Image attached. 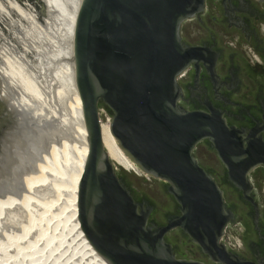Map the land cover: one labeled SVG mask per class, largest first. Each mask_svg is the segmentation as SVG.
Wrapping results in <instances>:
<instances>
[{
	"label": "water",
	"instance_id": "obj_1",
	"mask_svg": "<svg viewBox=\"0 0 264 264\" xmlns=\"http://www.w3.org/2000/svg\"><path fill=\"white\" fill-rule=\"evenodd\" d=\"M69 47L87 153L77 219L97 255L264 264V0H80ZM101 108L150 182L110 159Z\"/></svg>",
	"mask_w": 264,
	"mask_h": 264
},
{
	"label": "rangeland",
	"instance_id": "obj_2",
	"mask_svg": "<svg viewBox=\"0 0 264 264\" xmlns=\"http://www.w3.org/2000/svg\"><path fill=\"white\" fill-rule=\"evenodd\" d=\"M44 2L46 3V0H44ZM58 2L60 3H58L59 5L57 8L61 15L60 17L61 19L59 21H54L50 15H48V17L45 16L44 9L42 8L38 0H0V9H1L0 52H2L0 53V61H1L0 63V99H1L0 126H6V125L12 126L13 123H15L16 121L18 122V120L16 119L17 117H14L15 116L14 110H12L17 106L16 108L18 109L15 108V111L20 110V113L23 112L21 114L19 113L20 115L19 114L17 115L18 118L22 117L19 120V123L21 124L20 126H24L25 123L28 125V122L35 124V121L37 120L39 121V123L37 124V128H42L34 131H32V128L30 129L31 133L28 138L29 141L28 150L30 152L28 151L29 154L28 159L27 156H25L24 154L26 151L25 147L23 146V144H20L26 141L27 138L24 139V137H27V135L23 136L22 134H20L17 135L18 137L16 136L17 138L15 139V145L17 143L18 146L21 148V150L16 145L14 146L16 148L12 149L13 151L12 150L9 151L10 154L8 153V151H5L4 153V155L6 156L5 160L2 157L3 155L2 149L6 147L7 143L3 144V146L4 145L5 146L2 147L0 151L1 153L0 179L5 175V173L9 169L8 163L12 162L14 165L16 164L15 167L13 166L14 168L13 167L11 168V170L14 169L12 171L13 173L16 171L15 174L11 172L9 174L11 175V177L7 176L6 179L4 178L5 179L4 183L0 181V199H1L0 203L5 199L9 200L7 201L8 203H5V205L3 204L2 206H0V249L4 248L3 251L0 252L3 254L4 250L6 252V248H7V252L4 254L11 259L9 260L8 264L10 263L12 264V261L13 264L24 263L25 256L23 257L22 252L19 253V251L21 250L19 248L17 249V246L20 243L19 241L20 238L18 237H25L26 234H28V232L29 234L34 233L38 228L39 229L41 228L40 229L41 231L45 230V228H47L48 226L49 227L47 229H49V232L50 231L52 232V230L54 229V231H57L58 234L60 231V227L68 225L67 223L69 222H67L68 221L67 219L70 212L69 211L70 206L67 205V202L65 200L67 196L71 194V189L74 188L77 184L76 181L77 179L76 178L74 179V176L68 179L66 176L68 175L69 172L75 171L76 164L74 162L75 157L73 153V147L79 143L78 142L79 137L75 132L76 128L74 129V127L77 126L78 121L77 119H75L76 118L75 113L67 107V101L69 100L71 94L70 92L71 89H69L70 88L69 85L72 84L71 82L69 84V80H70L69 44H70V33L72 28L71 15L73 13V10L76 8L78 1L58 0ZM12 7H17V8L21 7V9L25 11V13L27 12L26 13L27 16L30 14L31 16L29 15V17L33 21H35L36 24L34 26L35 28L30 26V23H28L27 21H24L25 19L24 20L21 19L22 17L20 16V14H18L16 10L12 9ZM48 14H49V9H48ZM26 24H28L32 28V30L35 31V35L32 37H25V39L23 40L22 33L25 27L28 26ZM38 35L41 38L39 37L36 38V36ZM26 45H28V47ZM7 60L9 61L7 62ZM16 61H18V63L20 64L16 63ZM9 62H11L10 65ZM19 66L21 67L19 68ZM18 70L20 72L22 71L25 72L26 70L25 73L22 72V74L24 75L26 73L27 74L32 73L31 75L30 74L28 75H30L32 79H33L32 77L33 75L34 80L35 81L37 80L39 86H41V88H43L44 90L42 100L30 105V107L32 106V108L34 106V109L36 108L37 111L36 109L34 110L30 107L27 108L24 107L25 110L21 108L25 106L23 101H25V99L27 98L26 93L24 94V91L22 89L21 91H19L20 94L19 93L17 95L15 94L16 97L14 95L15 98L13 99L10 98V100L8 99L9 96L13 97L14 94L13 92L10 93V89L8 87V84L14 85L12 81L9 80L10 77H12L11 72ZM4 73L6 75V78L8 75H10L8 76L9 77L8 79L5 80L4 78L5 81L3 80ZM67 80L68 83L66 82ZM63 83L64 84L66 83L67 85L65 84L66 85L65 86L63 85ZM8 89L9 91H7ZM6 92L7 93L9 92L10 95L8 96L9 93L7 94ZM17 97L18 100H16ZM19 98L21 99L20 101ZM16 101H18V105L16 104L17 103ZM20 104H22L23 106L21 105L20 107L19 106ZM11 105H14L15 107H12ZM41 108H43L47 114L44 113L43 109ZM38 109H40V111ZM100 110L104 117V121H101V123H107L110 120V117L103 108H101ZM74 120H76V123L74 122ZM7 121L11 122V124H9ZM33 124L31 125L35 126ZM71 132L74 134H72ZM21 135L23 136L22 139H24L22 141L20 139ZM31 140H33L32 141L33 144L31 143ZM3 143H5V141H3ZM29 143L32 144V146H30ZM22 149L25 151H22ZM17 153L19 154V159L21 157L22 158L24 157V159L21 158L22 162L21 159L19 162L17 161L18 159ZM8 154L10 157L8 156ZM43 162L44 164L42 165ZM15 168L17 169L15 170ZM38 169L42 174L41 175L39 173L41 178H39V180L37 181H33L32 183H29V179H30L29 175L31 176V174L35 173ZM143 176L144 174L138 177L150 182V178L147 179ZM5 193L9 194L11 197L8 195V197H10L8 198L7 196H5L6 195ZM44 198H45L44 200L45 202L43 203L44 206H41V203L43 201L42 199ZM63 200L66 202V205H64L65 202ZM36 204L40 206H37ZM21 205L23 207L25 206L24 208L28 209V211L26 209L22 210ZM36 209L39 210V214H37V216L35 213L37 211ZM27 212L30 216L31 214L33 216L32 219L25 221L27 215L26 216L24 215ZM44 213L46 215L47 214L50 215L49 220L45 218L46 222L49 221L47 224L45 223L44 220L42 221V223H39L38 216H41ZM34 214L36 217H34ZM21 222L24 223L22 229L20 230ZM43 222L46 225H44ZM38 223L40 227H36L38 226L37 225ZM41 224H43V227L41 226ZM68 233L64 234L63 239L60 236L56 235L54 236V238H50L48 242L45 243L46 245H42L41 250L45 248L47 249V252L49 249L51 251L48 252V255H50L49 264H51L52 262H54V264H92L91 261H88L89 260L88 258H86L85 260L83 259L84 252L80 248V245L77 244V240L75 239V236L70 232ZM9 234L11 235L9 236ZM5 235L6 236L8 235L9 237L11 236L14 237L9 238L7 236L9 238L8 239ZM5 239L6 241H4ZM9 240L15 241L14 246H16L15 249L17 250H14V252H12L13 248H11V242L9 243ZM41 250L38 252L37 255L39 258H40L39 253H41ZM9 252H11L12 255ZM19 254H21L22 256L21 255L19 256ZM42 254H43V250H42ZM1 258L2 257H0V262L2 261Z\"/></svg>",
	"mask_w": 264,
	"mask_h": 264
},
{
	"label": "bare ground",
	"instance_id": "obj_3",
	"mask_svg": "<svg viewBox=\"0 0 264 264\" xmlns=\"http://www.w3.org/2000/svg\"><path fill=\"white\" fill-rule=\"evenodd\" d=\"M78 1V3H77V5H76V8L73 10V13H72V17H71V23H72V28H71V33H70V38L72 37V31H73V28H74V25H75V20H76V16H77V13H78V9H79V3H80V0H77ZM58 3H60V2H58V0H46V4L48 5V8H47V11H48V9H49V14L48 15H50L51 17H52V19L54 20V21H59L61 18V15H60V13H59V10H58ZM15 6V5H14ZM8 8H10V7H8ZM25 8V7H24ZM12 9H14V10H16L17 12H18V14H20V16L22 17L21 19H25L24 21H27L28 23H30V26H32V27H34L36 24H35V21H33L30 17H29V15L27 16V12L25 13V11L23 10V9H21V7H19V8H17V7H12ZM0 11H1V9H0ZM15 11V12H16ZM45 12H46V10H44ZM16 12V13H17ZM4 13V12H3ZM45 15V16H47L48 17V15ZM5 15V14H4ZM31 16V15H30ZM26 25H28V24H26ZM38 25V24H37ZM29 25L28 26H26L25 27V29H24V31H23V35H22V39L24 40L25 39V37H32V36H34L35 35V31L34 30H32V28L30 27ZM39 27V26H38ZM21 28V27H20ZM35 28V27H34ZM37 28V27H36ZM36 30V29H35ZM41 30V29H40ZM37 31V30H36ZM40 32V31H39ZM44 36V35H43ZM37 37H39V35L38 36H36V38ZM39 38H41V37H39ZM39 38H38V40H39ZM37 40V41H38ZM41 40V39H40ZM43 40V39H42ZM27 47H28V45H26ZM29 49V48H28ZM0 53H2V52H0ZM4 55V54H3ZM2 56V55H1ZM3 57V56H2ZM5 57V56H4ZM13 59V58H12ZM4 61V60H3ZM9 60H7V62H8ZM70 61V64H69V66H70V69H71V59L69 60ZM13 62V61H12ZM0 63H1V61H0ZM10 63L11 62H9V65H10ZM16 63H18V61H16ZM15 63V64H16ZM14 64V63H13ZM18 64H20V63H18ZM2 65H3V63H2ZM22 65V64H21ZM14 66V65H13ZM24 66V65H23ZM22 66V67H23ZM4 67V66H3ZM6 67V66H5ZM21 66H19V68H20ZM12 68V67H11ZM13 68H15V67H13ZM17 68V67H16ZM24 68V67H23ZM6 69V68H5ZM4 69V70H5ZM25 69V68H24ZM21 70H22V68H21ZM6 71V70H5ZM22 72H24V71H22ZM22 72H20L19 70L18 71H12L11 72V76L12 77H10V79L9 80H11L12 81V83L14 84V85H12L11 83V85H9L8 83V87H9V89H10V93L11 92H13L14 94H13V97L11 96H9L10 95V93L8 94L7 92V94H8V99L10 100V98H15L16 97V95L19 93L20 94V92L19 91H21V89L24 91V94L26 93V95H27V98L25 99V101H23L24 102V105L25 106H23L22 104H20L19 106L21 107V105L23 106V107H21L23 110H25L24 109V107L25 108H27V107H30V105H32L33 103H36V102H38V101H40V100H42V98H43V93H44V90H43V88H41V86H39V83L37 82V80L35 81L34 80V76L32 75V77H33V79L31 78V74L30 73H28V74H30V75H28L27 73V75L25 74H22ZM25 72H26V70H25ZM24 72V73H25ZM27 72H28V70H27ZM7 74V73H6ZM4 75H5V73L3 74V80H4V78H5V80L6 79H8L9 77L8 76H10V75H8L7 76V78H6V75H5V77H4ZM4 80V81H5ZM66 80V79H65ZM71 80V79H70ZM69 80V84H70V81ZM11 81H9V82H11ZM7 82H8V80H7ZM67 83H68V80L66 81ZM66 84V83H65ZM64 83H63V85H65ZM6 85V84H5ZM4 85V86H5ZM67 85V84H66ZM65 85V86H66ZM69 89H71V94H70V97H69V100L67 101V107L71 110V111H73L74 113H75V116H76V118L75 119H77V126H75L74 127V129L76 128V130H75V132H76V134L78 135V137H79V143L76 145V146H74L73 147V153H74V159H75V171H73V172H69L68 173V175L66 176L67 177V179L68 178H72V176H74V179L76 178L77 180V184H76V186L74 187V188H72L71 189V194H69V196H67V198H66V202H67V205H69L70 206V212H69V215H68V221L67 222H69V223H67L68 225H66V226H63V227H60V231H59V233L57 234V231H54V229L52 230V232L50 231L49 232V229H47V228H45V230H40L39 228L34 232V233H31V234H29V232H28V234H26V236L25 237H18V238H20V243H19V245L17 246V249L19 248L21 251H19V253L20 252H22V254H23V257L25 258L24 259V263L23 264H49L50 263V255H48V252L50 251V249L48 250V252H47V249H42L43 250V254H42V250H41V248H42V245H46L45 243H47L48 242V240L50 239V238H54V236H56V235H58V236H60L62 239H63V237H64V234H66V233H68V232H70V233H72L74 236H75V239L77 240V244H79L80 245V248L82 249V251L84 252V255H83V259L85 260L86 258H88L89 260L88 261H91L92 262V264H106L98 255H97V253L91 248V246L89 245V243L87 242V240L85 239V237H84V235H83V233H82V231H81V229H80V227H79V222H78V219H77V211H78V208H77V192H78V182H79V178H80V176H81V173H82V171H83V167H84V160H85V158H86V155H87V153H86V142H85V130H84V128H83V121H82V116H81V109H80V105H79V102H80V99H79V97H78V94H77V91H76V89H75V86L73 85V84H71V85H69ZM20 88V89H19ZM67 88V87H66ZM6 89V88H5ZM9 89L7 90V91H9ZM69 92V93H70ZM22 93V92H21ZM16 94V95H15ZM12 95V94H11ZM14 95H15V97H14ZM22 95V94H21ZM19 96V95H18ZM25 96V95H24ZM6 97V96H5ZM23 97V96H22ZM25 98V97H24ZM45 98V97H44ZM16 100H18V97L16 98ZM21 99L19 98V101H20ZM17 102V103H16ZM16 102H14V103H16L17 105H18V101H16ZM14 103H11V104H14ZM12 107H15L14 105H11ZM10 106V107H11ZM18 106V107H19ZM17 107V106H16ZM15 107V108H16ZM36 107H38V106H36ZM15 108H14V110H15ZM20 108V109H21ZM30 108H32V106L30 107ZM29 108V109H30ZM16 109H18V108H16ZM32 109H34V106H33V108ZM31 109V110H32ZM36 109V108H35ZM34 109V110H35ZM41 109H43V108H41ZM22 110V111H23ZM34 110H33V112H34ZM39 111H40V109H38ZM20 111V110H19ZM36 111H37V109H36ZM43 111H44V109H43ZM46 111H48V110H46ZM29 112V111H28ZM42 112V111H41ZM21 113H23V112H21ZM20 113V114H21ZM26 113V112H25ZM40 113V112H39ZM43 113V112H42ZM44 113H46L45 111H44ZM73 113V114H74ZM19 114V115H20ZM47 114V113H46ZM15 115V114H14ZM18 115V114H17ZM29 115V114H28ZM33 115V114H32ZM42 115V114H41ZM45 115V114H44ZM22 116V115H21ZM34 116V115H33ZM43 116V115H42ZM14 117H16V116H14ZM41 117V116H40ZM1 118V117H0ZM20 118H22V117H19L18 118V116H17V120H18V122L16 121L15 123H13V125L11 126V128H10V131H9V133L7 134V135H5L6 137H5V143L4 144H6V147L5 148H3L2 149V154L4 155V153H5V151H8V153H9V151L10 150H12L13 148H16V147H14V146H18V144L16 143V145H15V139L18 137L17 135H20V134H22L23 136H26L27 135V137H24V139H26V141L24 142V143H20V144H23V146L25 147V150H23L22 149V151H25V156H27V159L29 158L28 157V138H29V135H30V133H31V128H32V130H33V127L34 126H32L31 124H33V123H29L28 122V125L25 123V125L24 126H20L21 124L19 123V120H20ZM28 118V117H27ZM30 118V117H29ZM42 118V117H41ZM15 119V120H16ZM24 119H25V117H24ZM36 120V119H35ZM40 120V119H39ZM30 121V120H29ZM34 121V120H33ZM42 121V120H41ZM74 122L76 123V120H74ZM10 124V123H9ZM74 124V123H73ZM33 125H35V124H33ZM23 127V128H22ZM73 129V130H74ZM33 133V132H32ZM72 133V132H71ZM72 134H74V133H72ZM20 136L19 138L21 139V141L22 140H24V139H22L23 138V136ZM17 136V137H16ZM101 136H102V142H103V145H104V148H105V150L107 151V154L109 155V157H110V159L115 163V164H117V165H119V166H121L122 168H124L125 170H127V171H129V172H134V173H136L138 176H141L143 173H141L139 170H138V168L134 165V163L121 151V149L118 147V145H117V143H116V141L114 140V138H113V136L111 135V133H110V131H109V121L107 122V123H101ZM77 137V138H78ZM19 139V140H20ZM32 139H34V138H32ZM3 140V139H2ZM18 140V141H19ZM17 141V140H16ZM32 141L33 140H31V143H32ZM36 141V140H35ZM39 143V142H38ZM30 144V143H29ZM33 144V143H32ZM32 144H30V146H32ZM5 146V145H4ZM3 145H2V147H4ZM19 147V146H18ZM20 148V147H19ZM30 149V148H29ZM20 150H21V148H20ZM62 150V149H61ZM13 151V150H12ZM11 151V152H12ZM32 151V150H31ZM18 152V151H17ZM30 152V151H29ZM72 152V151H71ZM27 153V154H26ZM10 154V153H9ZM9 154H8V156H9ZM18 154V153H17ZM23 154V155H24ZM2 155V157H3V159L5 160V158H6V156L4 155L3 156ZM16 155V154H15ZM32 155V154H31ZM30 155V156H31ZM17 156V155H16ZM10 157V156H9ZM67 157V156H66ZM17 158L19 159V154H18V156H17ZM22 158V157H21ZM20 158V159H21ZM52 158V157H51ZM14 159V158H13ZM17 159V161L19 162L20 161V159L18 160ZM22 159H24V157L22 158ZM22 159H21V162H22ZM16 163V162H15ZM41 163V162H40ZM19 164V163H18ZM44 164V162L42 163V165ZM16 165V164H15ZM15 165L11 162V163H8V166H9V169L7 170V172L5 173V175L0 179V181L1 182H3L4 183V180L6 179V177L7 176H10L11 177V175H9L14 169H12L11 170V168L14 166L15 167ZM41 165V164H40ZM18 166V165H17ZM16 166V167H17ZM13 167V168H14ZM19 167V166H18ZM41 167V166H40ZM42 168V167H41ZM17 168H15V170H16ZM20 170V169H19ZM39 171V169L35 172V173H33V174H31V176L29 175V177H30V179H29V183H32L33 181H37V180H39V178H41V176H40V171ZM68 171V170H67ZM16 172V171H15ZM15 172L13 173V174H15ZM40 173V174H39ZM42 175V174H41ZM40 176V177H39ZM10 177H8V178H10ZM28 177V178H29ZM5 178V179H4ZM14 178V177H13ZM12 178V179H13ZM17 178V177H16ZM27 178V179H28ZM28 181V180H27ZM12 182V181H11ZM2 183V184H3ZM27 184V183H26ZM5 185V184H4ZM24 187V186H23ZM11 190V189H10ZM6 194V193H5ZM12 194V193H11ZM27 194V193H26ZM8 195L9 194H6L5 196H7L8 197ZM13 195V194H12ZM23 195V194H22ZM10 196V195H9ZM49 196V195H48ZM6 197V198H7ZM11 197V196H10ZM10 197H8V198H10ZM24 197V196H23ZM41 197V196H40ZM14 198V197H13ZM19 198V197H18ZM5 199V198H4ZM1 200V199H0ZM3 200V199H2ZM43 200V201H42ZM42 200H40V201H42V203H41V206H44V200H45V198L44 199H42ZM7 201H9V200H7V199H5V200H3L1 203H0V206H2L3 204L5 205V203H8ZM16 201H18V200H16ZM22 201V200H21ZM64 201V200H63ZM64 201V202H65ZM66 202H65V204L64 205H66ZM17 203V202H16ZM21 203V202H20ZM20 203H18V204H20ZM40 204V203H39ZM23 205V204H22ZM21 205V206H22ZM37 205V204H36ZM19 206V205H18ZM37 206H40V205H37ZM46 206V205H45ZM25 207V206H24ZM23 206L21 207L22 208V210H25L26 208H24ZM24 208V209H23ZM38 208H40V207H38ZM45 208V207H44ZM20 210V209H19ZM27 211H28V209H26ZM37 211L35 212L36 213V216H37V214H39V210L38 209H36ZM45 211V210H44ZM50 211V210H49ZM25 212V211H24ZM31 213V212H30ZM42 214V213H41ZM45 214V213H44ZM41 215V216H38L39 217V223H42V221L44 220L45 221V218H47L48 220H49V217H50V215L49 214H45V215ZM22 215H23V213H22ZM27 215V217L25 218V221H28V220H30V219H32V214H31V216L28 214V212L24 215V216H26ZM29 215V216H28ZM49 215V216H48ZM35 216V214H34V217H36ZM46 219V220H47ZM35 222V221H34ZM49 222V221H48ZM48 222H46L45 221V223L47 224ZM23 223L24 222H21V227H20V230L22 229V226H23ZM39 223L37 224L38 226H36V227H40V225H39ZM43 224H44V222H43ZM43 224H41V226L43 227ZM46 224H44V225H46ZM20 225V224H19ZM26 225V224H25ZM20 230H18V231H20ZM40 231V232H39ZM54 231V232H53ZM36 233V234H35ZM6 234V233H5ZM8 234V233H7ZM15 234V233H14ZM22 234V233H21ZM69 234V233H68ZM11 234H9V236H10ZM17 235V234H16ZM15 235V236H16ZM63 235V236H62ZM6 236V235H5ZM8 236V235H7ZM6 236V237H7ZM8 236V237H9ZM18 236V235H17ZM20 236V235H19ZM5 237V238H6ZM7 237V238H8ZM14 237V236H13ZM12 236L11 237H9V238H13ZM8 238V239H9ZM22 238V239H21ZM58 238V237H57ZM60 238V239H61ZM7 239V240H8ZM16 239V238H15ZM4 241H6V239L4 240ZM11 242V248H13L12 249V252H14V250H17V249H15L16 248V246H14V244H15V241H13V240H9V243ZM2 247V246H1ZM4 249V248H3ZM3 249L1 248L0 249V251H3ZM41 250V253H39L40 255V258L37 256L38 255V252ZM53 251V250H52ZM6 252H7V248H6ZM5 252V250H4V252H3V254L0 252V257H2L1 258V260L3 261H1L0 262V264H8L9 263V260H11L7 255H5L4 253H6ZM45 252H47V253H45ZM51 252V251H50ZM10 254H11V252H9ZM18 253V252H17ZM12 255V254H11ZM21 254H19V256H20ZM10 256V255H9ZM22 256V255H21ZM87 256V257H86ZM13 257V256H12ZM35 258H37V259H35ZM19 260V259H18ZM15 261V260H14ZM15 263V262H14ZM53 264H54V262H52ZM51 263V264H52ZM11 264V263H10ZM12 264H13V261H12ZM19 264H21V263H19Z\"/></svg>",
	"mask_w": 264,
	"mask_h": 264
},
{
	"label": "flooded vegetation",
	"instance_id": "obj_4",
	"mask_svg": "<svg viewBox=\"0 0 264 264\" xmlns=\"http://www.w3.org/2000/svg\"><path fill=\"white\" fill-rule=\"evenodd\" d=\"M224 239H225L226 244L229 247H231L235 250H239L242 248L241 240L236 235H234L233 233H231V232L224 233Z\"/></svg>",
	"mask_w": 264,
	"mask_h": 264
},
{
	"label": "built area",
	"instance_id": "obj_5",
	"mask_svg": "<svg viewBox=\"0 0 264 264\" xmlns=\"http://www.w3.org/2000/svg\"><path fill=\"white\" fill-rule=\"evenodd\" d=\"M148 179V177H146Z\"/></svg>",
	"mask_w": 264,
	"mask_h": 264
}]
</instances>
